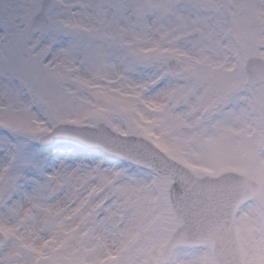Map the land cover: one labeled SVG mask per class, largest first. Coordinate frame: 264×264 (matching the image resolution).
<instances>
[{
  "label": "snow or ice",
  "instance_id": "obj_1",
  "mask_svg": "<svg viewBox=\"0 0 264 264\" xmlns=\"http://www.w3.org/2000/svg\"><path fill=\"white\" fill-rule=\"evenodd\" d=\"M226 42L237 66L264 59V0H0V264H109L108 236L117 264L162 247L153 226L178 219L170 193L183 177L161 154L196 172L240 148V117L220 108L233 85ZM253 97L257 131L239 167L249 180L264 167V87ZM57 138L151 182L102 158L54 161L37 145ZM251 195L261 221L248 232H264V189ZM253 246L246 264L264 259V240Z\"/></svg>",
  "mask_w": 264,
  "mask_h": 264
},
{
  "label": "clouds",
  "instance_id": "obj_2",
  "mask_svg": "<svg viewBox=\"0 0 264 264\" xmlns=\"http://www.w3.org/2000/svg\"><path fill=\"white\" fill-rule=\"evenodd\" d=\"M220 67L223 74L233 80L230 94L220 108L235 111L240 117L237 128L243 130V135L232 137V143L240 148L221 164L201 166L196 172L161 154L167 167L174 169L178 178L183 177V183H177L170 193L178 219L171 225L157 222L153 226L166 231L167 242L160 248L140 252L136 257L137 264H203L205 257H211L214 264H246L257 250L253 244L264 240V232L257 228L249 234L247 228L249 221L254 225L261 221L251 192L264 189V167L258 165L253 170L257 177L254 180L222 170L229 165L249 167L246 141L257 131L259 115L252 103L253 89L264 87L258 83L259 73L264 71V59L252 57L246 66H237L226 42ZM160 102L166 101L161 98ZM149 118H153V114L149 113ZM257 159L264 161V148H258ZM204 169H211V172ZM128 176L151 182L149 170L136 165H128ZM66 222L75 226L79 219L69 217ZM81 228L87 231L83 225ZM106 242L117 258L116 261L110 260L109 264H117L123 257V253L118 252L119 244L114 243L112 236H108Z\"/></svg>",
  "mask_w": 264,
  "mask_h": 264
},
{
  "label": "rangeland",
  "instance_id": "obj_3",
  "mask_svg": "<svg viewBox=\"0 0 264 264\" xmlns=\"http://www.w3.org/2000/svg\"><path fill=\"white\" fill-rule=\"evenodd\" d=\"M41 149L44 155H49L50 159H56L59 157L60 159L68 158L71 160L78 159H89V158H102L105 159L108 166L115 167H128L127 162L120 161L118 158L113 157L108 154L100 153L99 151L86 148L79 147L73 144H60V143H51L48 145H37ZM55 149V151H53ZM234 169L240 172H243L239 167L229 165L227 168L222 169L223 171ZM204 171L211 172V169H204ZM257 264H264V259L261 257H257Z\"/></svg>",
  "mask_w": 264,
  "mask_h": 264
},
{
  "label": "water",
  "instance_id": "obj_4",
  "mask_svg": "<svg viewBox=\"0 0 264 264\" xmlns=\"http://www.w3.org/2000/svg\"><path fill=\"white\" fill-rule=\"evenodd\" d=\"M53 142H59V143H73V144H76V145H80V146H84V145H81L79 143H77L76 141H73V140H67V139H63V138H57L55 139ZM98 149V148H97ZM100 150V149H99ZM102 151V150H101ZM234 172V171H232ZM237 173V172H236ZM237 174H241V173H237ZM243 175V174H241Z\"/></svg>",
  "mask_w": 264,
  "mask_h": 264
},
{
  "label": "bare ground",
  "instance_id": "obj_5",
  "mask_svg": "<svg viewBox=\"0 0 264 264\" xmlns=\"http://www.w3.org/2000/svg\"><path fill=\"white\" fill-rule=\"evenodd\" d=\"M56 160H60V158H59V157H57L56 159H54V161H56Z\"/></svg>",
  "mask_w": 264,
  "mask_h": 264
}]
</instances>
